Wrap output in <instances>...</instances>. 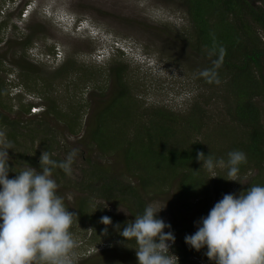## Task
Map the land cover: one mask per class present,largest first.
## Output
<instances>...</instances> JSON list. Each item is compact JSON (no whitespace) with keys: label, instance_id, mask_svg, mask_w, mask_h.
Here are the masks:
<instances>
[{"label":"rangeland","instance_id":"obj_1","mask_svg":"<svg viewBox=\"0 0 264 264\" xmlns=\"http://www.w3.org/2000/svg\"><path fill=\"white\" fill-rule=\"evenodd\" d=\"M183 1L0 0L3 26L0 84L4 86L0 96L4 107L0 104V112L9 121L18 123L12 127L14 139L3 137L11 144L9 168L14 171L29 167L17 159L22 151L35 160L37 167H32L39 169L41 151H47L52 159L63 160L70 151L77 150L70 176L52 174L65 207L77 214L70 228L76 241L74 264H132L134 255L123 243L117 241L115 245L102 235L103 243L92 244L90 228L86 223L80 225L78 216L80 200L84 199L91 205V212L111 219L112 230L131 216L126 204L113 205L92 191L100 187L95 178L98 173L105 175V182L118 178L126 185L139 186L137 178L127 172L124 147L120 145V137L125 133L123 127H127L125 120L131 121L146 110H167L176 116H185L195 102H207L204 121L208 127L200 139L216 155L226 150L218 131L220 124L229 122L223 101L228 95L224 94L225 86L209 84L206 77L199 75L208 63H213L188 47L192 32ZM29 36L32 45L23 51L22 42ZM117 49L123 54H118ZM56 50L61 53L57 58ZM118 67L123 69L122 81L114 73ZM26 84L34 89L30 91ZM124 89L125 97L136 105L130 109L114 104L116 131L112 130L114 133L109 135L115 136L118 146L102 151L93 140L94 133L98 125L102 134L111 125L104 115L106 112H101ZM50 104L56 105L53 114L45 111ZM23 107L30 108V112H23ZM32 108L36 109V115H32L35 112ZM260 108L264 112L261 103ZM137 120L134 119V124ZM139 127L137 124L135 134L141 133ZM126 130L128 140H132L134 134ZM226 171L217 169L218 174L228 179ZM255 175V171L247 170L235 178L237 181L208 179L206 186L211 185L206 192L208 197L194 201L189 207L176 200L177 187L169 188L159 197L155 193L152 197H143L144 206L165 205L158 215L171 225L177 242L183 234H192L196 230L194 222L206 216L222 198L224 194L217 193L215 188L225 194L239 193ZM212 180L219 181V186H214ZM196 260V263L208 264Z\"/></svg>","mask_w":264,"mask_h":264},{"label":"trees","instance_id":"obj_2","mask_svg":"<svg viewBox=\"0 0 264 264\" xmlns=\"http://www.w3.org/2000/svg\"><path fill=\"white\" fill-rule=\"evenodd\" d=\"M261 3L263 0L183 1L192 32L190 41L187 42L188 47L209 58L211 62L219 58V48L224 49L220 66L215 69V76L206 78L208 82L211 80L209 84H217L215 81L218 80L225 86L224 94L228 95L223 101L227 107L225 116L229 122L220 124V131H218L226 150L224 154L216 155L208 151L205 141L200 139L203 136L202 131L208 127L204 121L208 112L205 106L209 107L207 102H195L185 116H176L167 110H146L143 111V114H136L134 119H138L140 134L134 133V129L137 127V124H134V119L128 120V122L125 120L126 124H123L127 127H123L125 133L120 137V145L124 147L127 172L137 178L139 186L126 185L118 178H110L109 182H105L104 179L107 180L105 175L98 173V175L96 174L98 177L95 178L98 179L97 186L100 187L89 188L94 189L93 193L100 194L102 200L113 205L126 204L131 216L125 221H120V229L127 222H131L135 216L142 214L145 207L143 197H152L153 193L159 197L169 188L177 187L176 200L185 207H189L194 201L208 197L206 192L210 190L209 186L211 185L206 186L209 177L205 170L200 169L201 162L196 160L197 152L205 155L210 153L214 158L227 159L229 151H243L247 159L239 166L237 176L242 175L243 172L246 173L247 170L256 173L243 188V191L251 185H264V112L260 108V103L264 105V4L261 5ZM2 28L3 26L0 24V30ZM31 45L32 41L29 36L22 42L23 51L29 49ZM116 52L123 54L118 49ZM209 52H212V55H209ZM212 67L213 65L208 63L205 69ZM115 69L111 71L115 70L114 73L119 77L118 80L122 81L120 77V74L123 73L122 67ZM25 72L24 75L28 70ZM26 85L28 88V84ZM32 85L37 87L36 83ZM3 87L0 84V96L3 93ZM46 87L48 88L47 84ZM28 89L34 88L30 86ZM125 91L126 89L124 92H120L119 96L113 98L109 106L101 112H106L104 115L111 125V128L104 134L100 132L98 125V129L94 133L93 140L102 151L116 149L118 146L115 144V136L109 135L114 133L112 130L116 131V127L113 126V123L116 122L114 104L117 102L123 107H130V109L136 105L134 102V104L129 102L128 97H125L127 95ZM47 101L49 100L46 99ZM0 104H2L1 101ZM2 107H4L3 104ZM55 108V104H50L48 111H45L53 114ZM30 110L28 107H23L25 113H29ZM101 113L99 120L102 117ZM15 124L18 123L9 121L7 116L0 112V131L4 133L6 139H14L16 134L14 135L12 127ZM126 129L129 134H134L132 140H128ZM117 134L119 133L117 132ZM17 159L27 166L37 167L35 160L29 158L27 152H20ZM54 160L61 161L57 157ZM19 171L21 170L9 171L8 175L12 178L16 175L15 172ZM52 174L64 178L68 176L59 168L54 169ZM218 176L217 180L225 179L220 172ZM217 180H212L214 186H219ZM219 190L214 189L217 193L225 194ZM85 200L87 199L80 200L78 216L79 224L86 223V226L90 228L89 241L92 244H101L103 242L100 240V236L103 235L115 245L121 242L134 255L131 263L137 264L134 254L135 242L125 243L117 229H110L112 225L104 226L100 222L99 214L96 211L91 212V205L85 203ZM130 202H133V205ZM185 235L191 234H183V237H180L170 249L178 257L179 264H199L194 262V259L214 264L204 255L206 248L196 251L187 246L184 242ZM118 248L121 247L117 246Z\"/></svg>","mask_w":264,"mask_h":264},{"label":"clouds","instance_id":"obj_3","mask_svg":"<svg viewBox=\"0 0 264 264\" xmlns=\"http://www.w3.org/2000/svg\"><path fill=\"white\" fill-rule=\"evenodd\" d=\"M56 51L55 58L61 55ZM223 55L221 47L213 67L201 70L199 75L215 76ZM3 137L0 131V264H74L76 241L70 228L77 214L69 211L57 194L52 172L59 168L70 176L77 150L61 161L41 151L39 169L29 166L9 178L11 144ZM246 159L240 150L229 151L227 159L214 158L210 153L196 154L208 179L219 177L217 169H226L225 180L237 181L239 166ZM164 207L148 204L122 229L115 226L125 243L135 242L137 264H179L178 257L170 251L175 242L171 225L158 215ZM100 222L105 226L112 223L107 216H102ZM194 223L196 230L185 235L184 242L196 251L206 248L204 255L214 264H264V185L224 194L206 216Z\"/></svg>","mask_w":264,"mask_h":264},{"label":"built area","instance_id":"obj_4","mask_svg":"<svg viewBox=\"0 0 264 264\" xmlns=\"http://www.w3.org/2000/svg\"><path fill=\"white\" fill-rule=\"evenodd\" d=\"M32 110H34V111H35L36 109H35V108H32ZM32 113L34 114V113H36V111H35V112H32Z\"/></svg>","mask_w":264,"mask_h":264}]
</instances>
